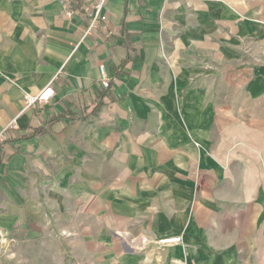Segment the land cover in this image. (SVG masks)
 <instances>
[{
    "label": "crops",
    "instance_id": "crops-1",
    "mask_svg": "<svg viewBox=\"0 0 264 264\" xmlns=\"http://www.w3.org/2000/svg\"><path fill=\"white\" fill-rule=\"evenodd\" d=\"M0 137V264H264V0H0Z\"/></svg>",
    "mask_w": 264,
    "mask_h": 264
},
{
    "label": "built area",
    "instance_id": "built-area-1",
    "mask_svg": "<svg viewBox=\"0 0 264 264\" xmlns=\"http://www.w3.org/2000/svg\"><path fill=\"white\" fill-rule=\"evenodd\" d=\"M82 8L86 12L88 20H89V24L86 27L85 32L89 33L91 29L94 27L96 20L100 17L102 18L100 14V7L98 5L95 7H90V6L85 5ZM98 69L100 72V79H99L100 86L103 89H109L110 84L114 80V78L108 75L104 65H100ZM53 95H54L53 87L47 86L43 88L42 90H40L36 95L25 94V102L27 106L42 105V104L49 102V100L51 99ZM1 142H2V138L0 137V143ZM179 240H180L179 237L171 238V239H161L160 243L164 244L168 242H179Z\"/></svg>",
    "mask_w": 264,
    "mask_h": 264
},
{
    "label": "trees",
    "instance_id": "trees-1",
    "mask_svg": "<svg viewBox=\"0 0 264 264\" xmlns=\"http://www.w3.org/2000/svg\"><path fill=\"white\" fill-rule=\"evenodd\" d=\"M95 108H96V107H94L93 110H95ZM93 110H92V111H93ZM62 115H63V114H62ZM62 115H61V116H62ZM57 118H59V117H57ZM57 118H56V119H57ZM43 132H45V129H44L43 127H38V128H34V129L30 130V131L27 132V133H23V134H21L20 137H22V138H32V137H34V136H36V135L42 134Z\"/></svg>",
    "mask_w": 264,
    "mask_h": 264
},
{
    "label": "rangeland",
    "instance_id": "rangeland-1",
    "mask_svg": "<svg viewBox=\"0 0 264 264\" xmlns=\"http://www.w3.org/2000/svg\"><path fill=\"white\" fill-rule=\"evenodd\" d=\"M1 248H2V247L0 246V253H2V252H1ZM7 248H9V246H7ZM5 255H6V256L8 255V257L6 258V259H8V260L12 257V256H11V252H7ZM9 257H10V258H9ZM4 264H12V263H11V261H10V262H7V261H6V263H4Z\"/></svg>",
    "mask_w": 264,
    "mask_h": 264
},
{
    "label": "water",
    "instance_id": "water-1",
    "mask_svg": "<svg viewBox=\"0 0 264 264\" xmlns=\"http://www.w3.org/2000/svg\"><path fill=\"white\" fill-rule=\"evenodd\" d=\"M260 202H261L262 208H263L260 218L263 219L264 218V197H262L260 199Z\"/></svg>",
    "mask_w": 264,
    "mask_h": 264
}]
</instances>
